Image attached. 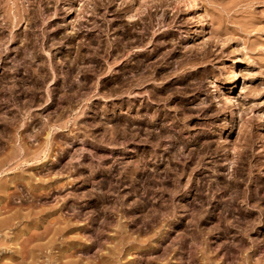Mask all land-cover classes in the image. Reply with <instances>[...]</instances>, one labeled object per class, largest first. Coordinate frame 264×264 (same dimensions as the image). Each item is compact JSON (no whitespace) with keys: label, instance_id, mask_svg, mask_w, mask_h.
<instances>
[{"label":"rangeland","instance_id":"1","mask_svg":"<svg viewBox=\"0 0 264 264\" xmlns=\"http://www.w3.org/2000/svg\"><path fill=\"white\" fill-rule=\"evenodd\" d=\"M167 1L1 41L0 264H264V0Z\"/></svg>","mask_w":264,"mask_h":264},{"label":"bare ground","instance_id":"2","mask_svg":"<svg viewBox=\"0 0 264 264\" xmlns=\"http://www.w3.org/2000/svg\"><path fill=\"white\" fill-rule=\"evenodd\" d=\"M68 1V0H67ZM70 2H72V0H69ZM95 1V0H94ZM172 1V0H171ZM91 2H93V0H88V4L89 3H91ZM103 2V1H102ZM135 2V0H124V3L126 4V5H132L133 3ZM138 2V1H137ZM167 0H141V2H140V4H138V5H140V7L141 8H143V6L145 7H150V8H158V7H160V8H162V7H164V6H170V4H167ZM170 2V1H169ZM174 2L175 3H177L179 6H181L184 10L186 9V10H189V11H191V12H196L198 9H199V3H198V1L197 0H174ZM98 3V2H97ZM106 3V2H105ZM111 3V2H110ZM93 4V3H92ZM100 4V3H99ZM123 4V3H122ZM62 5H64L65 6V0H0V43H1V41L3 40V39H5L6 40V38L5 37H7L8 36V38L12 41V40H15V38L17 39V37L18 36H20L19 34H23V32H24V34L23 35H25V33H26V35L28 36V41H27V39H25L28 43H29V45H31L30 44V42L32 41L31 40V38L30 37H32V36H35L36 34H44L45 33V31H46V29L47 28H49V27H51V26H54L55 25V20H56V18H54L53 16L54 15H56L57 16V14L56 13H60V12H62L64 9H63V7H61ZM71 3L69 4V7H68V13H70L71 12V10H72V6L73 5H71ZM96 5V4H95ZM172 5V4H171ZM176 5V4H175ZM177 5V6H178ZM135 6V5H134ZM131 7V6H130ZM139 7V8H140ZM127 8V7H126ZM138 8V9H139ZM131 9V8H130ZM149 9V8H148ZM178 9V8H177ZM230 9V8H229ZM53 11L54 10V14L51 16V15H49V12L50 11ZM175 10V9H174ZM185 10V11H186ZM228 10V9H227ZM93 11V10H92ZM133 11V10H132ZM154 11V10H153ZM229 11V10H228ZM188 12V11H187ZM128 13V12H127ZM134 13V12H133ZM50 14H52V13H50ZM130 14V13H129ZM136 14V13H135ZM60 15V14H59ZM133 15V14H132ZM48 16H51V17H48ZM130 16V15H129ZM154 16V15H153ZM165 16V15H164ZM154 18H155V16H154ZM159 18V17H158ZM198 22L200 23V31L201 32H204L205 34L207 33V29H208V27H207V24H206V21L204 20V18L201 16H199L198 15ZM219 18V17H218ZM224 18V17H223ZM156 19V18H155ZM224 22V21H223ZM163 25H164V23H163ZM22 26H25V30L24 31H21V29H22ZM162 26V25H161ZM152 27V26H151ZM52 30V29H51ZM59 30H60V28H59V26L58 25H56V27H54V31H58L59 32ZM53 31V32H54ZM61 31V30H60ZM57 32V33H58ZM21 34V35H22ZM141 34V33H140ZM203 34V33H202ZM11 35V36H10ZM145 35V34H144ZM43 36V35H42ZM49 37V36H48ZM33 38V37H32ZM24 39V38H23ZM34 39V38H33ZM49 39V38H48ZM143 39V38H142ZM52 40V39H51ZM59 40V39H58ZM9 41V40H8ZM19 41V40H18ZM25 41V42H26ZM34 41H35V43H36V40L34 39ZM15 42V41H14ZM21 43H22V41H21ZM32 43V42H31ZM34 43V45H36ZM3 44H4V42H3ZM25 45H26V43H24ZM0 45H2V43L0 44ZM5 45V44H4ZM17 47V46H16ZM38 47V46H37ZM27 48H29L28 47V45H27ZM26 47H25V49L23 48V50H19V52L16 54V52L14 53V54H16V56L14 57L15 59L16 58H23V60H25V58L27 57V53H25V50L27 49ZM35 51H36V49H35V47H32ZM32 48H30L31 50H32ZM29 49V50H30ZM1 50V49H0ZM3 50V49H2ZM34 50H33V52H34ZM3 52H4V50H3ZM2 52V53H3ZM38 52V51H37ZM232 52V51H231ZM36 53V52H35ZM233 53V52H232ZM235 54V53H234ZM29 55V54H28ZM33 55V54H32ZM35 55V54H34ZM0 56H1V54H0ZM8 56V55H7ZM31 55H29V57H30ZM37 56V55H36ZM13 58V57H12ZM31 58H34L33 56H31L30 57V59H28V61L30 60L31 61ZM14 59V60H15ZM20 59H18V60H20ZM198 59V58H197ZM197 59H195V60H197ZM237 59V58H236ZM235 59V61H233L234 62V65L235 66H237L238 65V60H236ZM5 60V59H4ZM13 60V59H12ZM12 60H10V61H12ZM0 61H1V59H0ZM15 61H17V60H15ZM20 61H22V60H20ZM27 61V60H26ZM237 64V65H236ZM233 65V64H232ZM234 67V66H233ZM236 71H238V69H236ZM234 73V72H233ZM238 73V72H237ZM233 76V75H232ZM142 78V77H141ZM234 80H236V82H237V77L234 75ZM238 112V111H237ZM239 112H240V110H239ZM235 114H236V112H235ZM243 128V127H242ZM240 129V128H239ZM244 129V128H243ZM247 130V129H246ZM241 131H242V129H241ZM240 130H239V132H241ZM242 133V132H241ZM244 133H246V131L244 132ZM243 133V134H244ZM240 134V133H239ZM242 134V135H243ZM247 134V133H246ZM246 134H244V135H246ZM248 135V134H247ZM240 136H241V134H240ZM259 138V137H258ZM242 139L243 138H241V141H242ZM247 139H249L248 137H247ZM239 141H240V139H239ZM248 140H246V137H244V142L243 143H245V142H247ZM250 141V140H249ZM248 141V142H249ZM251 142V141H250ZM253 142V141H252ZM248 144V143H247ZM253 144V143H252ZM251 144V145H252ZM262 145V144H261ZM240 146H242V145H240ZM240 146H236V148L237 147H239L240 148ZM245 147H247V149H244V152H242V153H244V155H243V159L245 158L246 160H244V164H243V166L242 167H244V165L246 164V162H248L247 160V158L249 157V155L250 154H248V153H251V151H250V149H249V146H250V143H249V146L248 145H244ZM243 146V147H244ZM207 148V147H206ZM232 148V147H231ZM235 148V147H234ZM223 149V148H222ZM229 149V148H228ZM241 149H242V147H241ZM252 149V148H251ZM235 150V149H234ZM239 152V151H238ZM253 155V154H252ZM239 157H241V156H239ZM242 158V157H241ZM253 158V157H252ZM249 159H251V158H249ZM241 162V161H240ZM242 162H243V160H242ZM251 164H252V162H251ZM255 164V163H254ZM241 165H242V163H241ZM248 165H249V162H248ZM247 166V165H246ZM247 168H248V171H247V173L246 174H244V172H243V168H240L239 170H238V172L236 171V174L238 175V176H245V177H247L248 178V180H249V185H252L254 188H255V190H253L252 189V191H251V189L249 188V189H247L248 191L246 192L245 191V197L247 198V200L246 201H250V202H253V204H256V205H258V206H263V209H264V175H263V177H258L257 179H254L253 178V176H252V170L251 169H249V168H251V166H247ZM254 168V167H253ZM252 168V169H253ZM245 171V170H244ZM251 176H252V178H251ZM241 178V177H240ZM241 179H243V178H241ZM245 181V180H244ZM242 182V181H241ZM246 182V181H245ZM241 186V185H240ZM245 187V186H244ZM248 187V186H247ZM177 188V187H176ZM240 189V188H239ZM238 189V190H239ZM243 189V188H242ZM244 191V190H243ZM254 191V192H253ZM242 192V191H241ZM243 193V192H242ZM241 193V194H242ZM237 195H238V193H237ZM244 195V194H243ZM240 196H242V195H240ZM239 196V197H240ZM241 198V197H240ZM244 199V198H243ZM244 200V201H245ZM237 201V200H236ZM246 201H245V203H246ZM254 207V206H253ZM262 209V210H263ZM253 212V211H252ZM252 212L249 214V215H253L252 214ZM264 213V211L262 212V216L264 215L263 214ZM239 214V213H238ZM247 215V214H246ZM249 215H247V216H249ZM244 216V215H243ZM246 216V217H247ZM250 217V216H249ZM252 218V217H251ZM240 219H242V218H240ZM248 219V218H247ZM255 219V218H254ZM238 220V219H237ZM243 220V219H242ZM244 220H246V218H244ZM251 219H249V221H250ZM251 221H254V220H251ZM238 222V221H237ZM243 223V222H242ZM240 224V223H239ZM247 224V223H246ZM252 225V224H251ZM254 225V224H253ZM243 226V225H242ZM247 226V225H246ZM245 226V227H246ZM251 227V226H250ZM244 229V228H243ZM245 231V230H244ZM238 233H239V231H238ZM244 241V240H243ZM245 243V242H244ZM247 244V243H246ZM238 245V244H237ZM207 246V245H206ZM239 247H241V246H239ZM245 248V247H244ZM243 248V249H244ZM249 248V247H248ZM243 249H241V250H239V251H242ZM210 251V250H209ZM258 252V251H257ZM244 253V252H243ZM252 253V252H251ZM254 254V253H253ZM260 254V253H259ZM249 255V254H248ZM242 256V255H241ZM254 256V255H253ZM250 257V256H249ZM248 257V258H249ZM257 257H258V255H257ZM203 259V258H202ZM243 259V258H242ZM251 259V258H250ZM249 259V260H250ZM261 259H263V258H261ZM247 260V259H246ZM246 261V262H244V264H252V262H250V261ZM254 261V260H253ZM257 261V260H256ZM236 262V261H235ZM234 262V263H235ZM222 263V262H221ZM258 263V262H257ZM260 263L262 264L263 262H262V260L260 261ZM259 263V264H260Z\"/></svg>","mask_w":264,"mask_h":264}]
</instances>
